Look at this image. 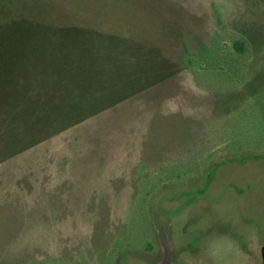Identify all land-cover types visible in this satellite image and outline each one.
Returning a JSON list of instances; mask_svg holds the SVG:
<instances>
[{"label": "rangeland", "instance_id": "1", "mask_svg": "<svg viewBox=\"0 0 264 264\" xmlns=\"http://www.w3.org/2000/svg\"><path fill=\"white\" fill-rule=\"evenodd\" d=\"M0 264H264V0H0Z\"/></svg>", "mask_w": 264, "mask_h": 264}, {"label": "trees", "instance_id": "2", "mask_svg": "<svg viewBox=\"0 0 264 264\" xmlns=\"http://www.w3.org/2000/svg\"><path fill=\"white\" fill-rule=\"evenodd\" d=\"M229 34L235 36L233 33ZM229 47L233 59L226 62L227 69L225 73L228 79L240 81L243 79L246 71L247 61L250 59L252 49L250 48L249 42L242 35L230 40ZM188 68H193V66L189 64ZM151 247V244H148L147 248L150 249Z\"/></svg>", "mask_w": 264, "mask_h": 264}]
</instances>
